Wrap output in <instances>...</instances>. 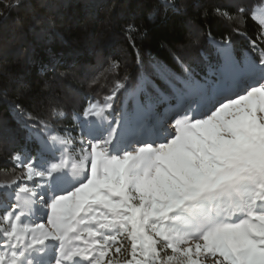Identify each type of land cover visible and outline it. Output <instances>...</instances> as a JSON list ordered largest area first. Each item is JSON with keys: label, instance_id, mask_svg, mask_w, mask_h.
Masks as SVG:
<instances>
[{"label": "snow or ice", "instance_id": "6c2138e0", "mask_svg": "<svg viewBox=\"0 0 264 264\" xmlns=\"http://www.w3.org/2000/svg\"><path fill=\"white\" fill-rule=\"evenodd\" d=\"M246 11L213 14L244 24ZM252 18L240 56L209 33L203 73L185 67L130 107H114L125 75L75 126H57L59 106L28 113L29 146L10 157L20 171L0 180V264H264V13ZM124 32L134 50L146 34Z\"/></svg>", "mask_w": 264, "mask_h": 264}, {"label": "trees", "instance_id": "16d2710c", "mask_svg": "<svg viewBox=\"0 0 264 264\" xmlns=\"http://www.w3.org/2000/svg\"><path fill=\"white\" fill-rule=\"evenodd\" d=\"M14 2L0 0V180L16 168L12 153L29 146L28 113L47 119L59 106L66 115L57 126H75L88 102H103L125 75L114 107H130L142 87L144 100L156 95L154 84L166 89V79L183 78L185 67L203 73L214 59L209 33L216 41L230 37L240 56L260 31L253 10L264 13V0H20L18 8H6ZM241 6L244 24L213 14L216 7ZM130 23L146 30L135 50L124 32ZM237 27L243 34L233 31ZM111 60L120 61L119 71L92 84Z\"/></svg>", "mask_w": 264, "mask_h": 264}, {"label": "rangeland", "instance_id": "374dc122", "mask_svg": "<svg viewBox=\"0 0 264 264\" xmlns=\"http://www.w3.org/2000/svg\"><path fill=\"white\" fill-rule=\"evenodd\" d=\"M141 89H142V90H141ZM141 89H139L138 91L135 92V93H138L140 99L142 98V97L140 96V93H141V92L144 93V91H145V88H144V87H142ZM141 100H142V99H141Z\"/></svg>", "mask_w": 264, "mask_h": 264}]
</instances>
